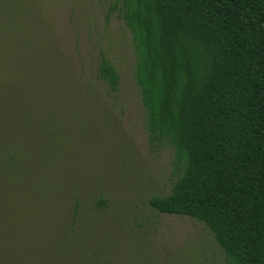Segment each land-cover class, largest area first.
I'll return each mask as SVG.
<instances>
[{
	"label": "trees",
	"instance_id": "1",
	"mask_svg": "<svg viewBox=\"0 0 264 264\" xmlns=\"http://www.w3.org/2000/svg\"><path fill=\"white\" fill-rule=\"evenodd\" d=\"M112 9L131 34L148 146L172 151L171 189L148 204L202 223L226 264H264V0H115ZM38 13L32 0H0V128L10 116L14 130L28 102L48 113L30 143L7 141L0 129V175L33 178L22 192L36 205L17 201L22 218L0 210V264H109L111 252L79 229L86 186L58 184L43 165L53 158L49 123L77 107L89 123L92 99L68 81ZM95 77L109 92L119 87L103 53Z\"/></svg>",
	"mask_w": 264,
	"mask_h": 264
},
{
	"label": "rangeland",
	"instance_id": "2",
	"mask_svg": "<svg viewBox=\"0 0 264 264\" xmlns=\"http://www.w3.org/2000/svg\"><path fill=\"white\" fill-rule=\"evenodd\" d=\"M114 2L32 0L47 35L63 57L68 81L76 89H84L86 97L92 99L85 103L91 114L89 123L78 115L82 111L79 107L73 110L75 116L64 114L66 117L58 116L49 123L53 132L49 151H53V158L43 165L49 167L58 184L86 186L81 211L87 216L79 229L108 249V255L111 252L109 264H226L202 223L188 216L158 212L148 204L149 196L167 194L171 189L175 178L172 151L148 146L145 110L134 79L131 34L112 9ZM102 53L118 70L120 83L115 92L107 91L95 77ZM5 57L18 58L10 53ZM11 71L10 66H4V74ZM47 107L50 114L59 115L61 111L57 106ZM19 108L29 116L24 118L22 113V119L17 117L14 130L9 126L14 119L5 116L0 129L5 140L27 144L37 137L41 119L48 113L43 114L38 102ZM31 152L36 154V148ZM33 174L34 171L30 175ZM16 175L17 180L0 175V210L5 218L23 217L16 206L19 200L23 208H36L22 192L34 179ZM99 198L104 203L98 204ZM32 230L38 236L35 221ZM20 232L27 233V228L23 226ZM29 244L40 247L33 239Z\"/></svg>",
	"mask_w": 264,
	"mask_h": 264
}]
</instances>
